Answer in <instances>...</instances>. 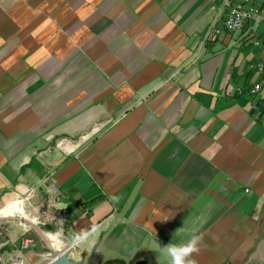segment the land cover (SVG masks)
<instances>
[{
    "label": "crops",
    "instance_id": "1",
    "mask_svg": "<svg viewBox=\"0 0 264 264\" xmlns=\"http://www.w3.org/2000/svg\"><path fill=\"white\" fill-rule=\"evenodd\" d=\"M223 1L0 0V264L9 234L34 239L23 264L48 250L7 214L36 187L60 191L93 264H169L156 242L193 233L197 264H264V123L247 94L264 22L260 47L249 24L212 32Z\"/></svg>",
    "mask_w": 264,
    "mask_h": 264
},
{
    "label": "built area",
    "instance_id": "2",
    "mask_svg": "<svg viewBox=\"0 0 264 264\" xmlns=\"http://www.w3.org/2000/svg\"><path fill=\"white\" fill-rule=\"evenodd\" d=\"M264 22V0H224L221 7L220 18L214 23L211 31L216 34L227 32L242 31L247 24H249V31L251 33V42L255 46H262V39L260 34V25ZM251 69L258 72L260 78L251 88L247 90L249 98L254 103V111L258 119L264 123V112H260L259 98L262 86L264 85V59L257 61L250 65ZM248 192L249 189H246ZM39 189L38 187L32 188L23 198L26 203V210L23 208L26 217L39 227H47L45 232L48 235L55 234L60 241H57L56 249H49L43 256L48 262L55 259L62 251L71 249L73 241H68L66 238V231L71 227V221L66 211V204L58 189L49 187L47 196L42 199H37ZM87 213V210L84 211ZM23 224L25 231L28 227ZM30 227V226H29ZM28 227V228H29ZM6 233L5 229H0V235ZM9 243L12 245L10 264H23L24 250L33 248L35 245L34 239L22 235L9 234ZM70 255L78 257L74 254V250L69 252ZM3 255L0 259L3 260Z\"/></svg>",
    "mask_w": 264,
    "mask_h": 264
},
{
    "label": "clouds",
    "instance_id": "3",
    "mask_svg": "<svg viewBox=\"0 0 264 264\" xmlns=\"http://www.w3.org/2000/svg\"><path fill=\"white\" fill-rule=\"evenodd\" d=\"M183 231L184 229L182 227L177 229L178 233ZM89 236L90 233L88 231H83L80 234H77L74 237L72 248L62 251L56 259H61L65 255L68 256L69 252L73 250L75 255H81V253L85 250L83 246L89 241ZM202 241V234L193 233L186 242L178 244L169 243L164 247H161L157 242L156 244L157 247L168 256L169 264H197L195 259H193V256L194 254H198L200 252V245Z\"/></svg>",
    "mask_w": 264,
    "mask_h": 264
},
{
    "label": "water",
    "instance_id": "4",
    "mask_svg": "<svg viewBox=\"0 0 264 264\" xmlns=\"http://www.w3.org/2000/svg\"><path fill=\"white\" fill-rule=\"evenodd\" d=\"M5 218H8V217H3L2 219H5ZM13 218L18 219L19 221L33 228L39 234L41 239L47 244V247L51 250L53 249L52 243L49 242V240L44 234L48 230L47 227L45 226L39 227L36 224H34L32 221H30L29 219L21 217V216H16ZM93 257H94V253H91V255L87 256L86 251L84 250L81 253V255H79L77 258L69 254L68 256L65 255L61 259L55 258L46 264H93L92 262ZM133 264H147V262L145 260H140V261L134 262Z\"/></svg>",
    "mask_w": 264,
    "mask_h": 264
},
{
    "label": "rangeland",
    "instance_id": "5",
    "mask_svg": "<svg viewBox=\"0 0 264 264\" xmlns=\"http://www.w3.org/2000/svg\"><path fill=\"white\" fill-rule=\"evenodd\" d=\"M25 197V196H24ZM23 196L21 197H18V201H17V208L18 209H20L21 207H24V209L26 210V203H24L23 202V198H24ZM5 206V205H4ZM22 209V212L24 213V211H23V208H21ZM25 214V213H24ZM14 216H12V217H10V220H14V221H16V223L18 222V219H16V218H13V217H16V216H19V214H18V211L16 212H14V214H13ZM26 215V214H25ZM9 220V219H8ZM4 225H6V224H0V229H6V227H8L7 225H6V227L4 226ZM28 226V225H27ZM29 227V226H28ZM35 236H36V238H38V239H40L41 237L39 236V234L36 232V231H34V230H32V228L31 227H29L28 228ZM28 231V230H27ZM34 231V232H33ZM19 236L20 237H22V234L20 233L19 234ZM24 236H26V234H24ZM48 251V250H47ZM46 251V252H47ZM43 254H44V252L43 253H41V255H40V257L35 261V263L34 264H46V263H48V260H46V258L43 256Z\"/></svg>",
    "mask_w": 264,
    "mask_h": 264
},
{
    "label": "bare ground",
    "instance_id": "6",
    "mask_svg": "<svg viewBox=\"0 0 264 264\" xmlns=\"http://www.w3.org/2000/svg\"><path fill=\"white\" fill-rule=\"evenodd\" d=\"M10 204H11L10 209L7 212L8 215H13L15 211L16 212L18 211V214L21 215V217H26V215L22 212V209L17 208V206H18L17 202H12ZM44 234L47 237V239L49 240V242L52 243V245H54V247L56 249H58L57 248V246H58L57 241H60L59 238L55 234H52L51 236L46 234V233H44Z\"/></svg>",
    "mask_w": 264,
    "mask_h": 264
},
{
    "label": "trees",
    "instance_id": "7",
    "mask_svg": "<svg viewBox=\"0 0 264 264\" xmlns=\"http://www.w3.org/2000/svg\"><path fill=\"white\" fill-rule=\"evenodd\" d=\"M259 109H260V112H264V99H260L259 100ZM254 111V110H253ZM255 112V111H254Z\"/></svg>",
    "mask_w": 264,
    "mask_h": 264
}]
</instances>
